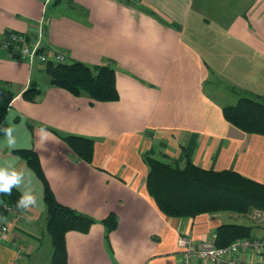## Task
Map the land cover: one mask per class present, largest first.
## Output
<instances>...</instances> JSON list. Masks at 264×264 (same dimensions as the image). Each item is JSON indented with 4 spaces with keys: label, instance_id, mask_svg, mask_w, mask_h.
<instances>
[{
    "label": "crops",
    "instance_id": "0c3cea01",
    "mask_svg": "<svg viewBox=\"0 0 264 264\" xmlns=\"http://www.w3.org/2000/svg\"><path fill=\"white\" fill-rule=\"evenodd\" d=\"M11 31L39 39L47 61L61 53L63 62L110 66L116 97L75 94L51 82L45 62L10 57L0 46V86L13 92L0 128L15 138L10 148L0 131V167L22 172L16 188L36 197L34 206L1 219L9 228L0 230V264H53L44 184L14 152L23 148L38 155L56 200L90 220L84 231L65 232L64 264H181L188 248L214 242L224 223L250 226L241 238L264 236L258 209L164 214L147 190L145 160L183 165L189 158L264 184V134L222 113L241 95L264 102V0H51L45 8L43 0H0V38ZM31 85L34 97L24 94ZM41 128L52 134L45 143ZM68 134L92 139L88 161L65 142ZM231 255L264 262V246Z\"/></svg>",
    "mask_w": 264,
    "mask_h": 264
},
{
    "label": "trees",
    "instance_id": "16d2710c",
    "mask_svg": "<svg viewBox=\"0 0 264 264\" xmlns=\"http://www.w3.org/2000/svg\"><path fill=\"white\" fill-rule=\"evenodd\" d=\"M45 68L55 85L67 88L78 94L88 93L97 100H111L116 97L114 70L108 65L90 67L81 61H46ZM24 94L34 97V86H29ZM13 92L0 86V122L6 114ZM223 116L232 124L247 131L264 134V102L248 95H241L235 105L225 106ZM65 142L82 159L89 160L93 141L91 138L68 134ZM26 163L37 173L44 184L46 204V229L50 234L54 253L53 264H64L67 230L84 231L88 228L89 218L59 203L40 166L39 158L33 149H15ZM149 170L146 187L158 208L169 216H194L211 211H229L239 214L258 209L264 213V184L243 176L234 170H210L193 163L189 158L183 165L177 161H165L149 155L145 158ZM21 192L13 187L11 195L0 193V219L7 216L9 208L20 212L17 202ZM112 217L104 219L110 228ZM250 226L238 223H224L217 228L214 239L216 246H226L237 238L250 235Z\"/></svg>",
    "mask_w": 264,
    "mask_h": 264
},
{
    "label": "built area",
    "instance_id": "2783aa9c",
    "mask_svg": "<svg viewBox=\"0 0 264 264\" xmlns=\"http://www.w3.org/2000/svg\"><path fill=\"white\" fill-rule=\"evenodd\" d=\"M50 1L51 0H43L44 8ZM42 31L43 29L41 26H39L38 34L41 35ZM0 46L7 51L8 56L27 62H32L36 59L40 62H46L49 59V56H47V54L42 51L39 44V39L35 40L34 42H30L26 34L22 32L11 31L3 34V36L0 38ZM52 57L55 61L62 62L64 60V57L61 53H54ZM9 211L16 212L15 209L12 208H9ZM8 228V225L5 222H2L0 219V230L5 232L8 230ZM179 241L182 244H185L186 242V240L183 238H179ZM11 243L19 251L23 250L22 244H20V242H18L16 239H13ZM247 246H264V236L257 239L237 238L226 246H216L212 241H204L196 248H188L184 253V258L182 259L181 264H190V260L194 256H198L209 262L215 263L225 262L227 264H264V262L253 263L232 257L231 254L233 251L245 248ZM12 264H19L18 260H15Z\"/></svg>",
    "mask_w": 264,
    "mask_h": 264
},
{
    "label": "clouds",
    "instance_id": "9594fccd",
    "mask_svg": "<svg viewBox=\"0 0 264 264\" xmlns=\"http://www.w3.org/2000/svg\"><path fill=\"white\" fill-rule=\"evenodd\" d=\"M0 131L5 133L7 145L10 148L14 147L15 138L12 135V129L8 127H2L0 128ZM37 134L41 143H45L52 135L44 128L39 129ZM23 179L24 175L22 172H19L15 169L9 170L8 168L0 167V193L11 195L12 188L18 187L22 183ZM35 204L36 197L31 192H25L19 198L17 202V208L26 210Z\"/></svg>",
    "mask_w": 264,
    "mask_h": 264
},
{
    "label": "rangeland",
    "instance_id": "374dc122",
    "mask_svg": "<svg viewBox=\"0 0 264 264\" xmlns=\"http://www.w3.org/2000/svg\"><path fill=\"white\" fill-rule=\"evenodd\" d=\"M258 218V217H257Z\"/></svg>",
    "mask_w": 264,
    "mask_h": 264
}]
</instances>
